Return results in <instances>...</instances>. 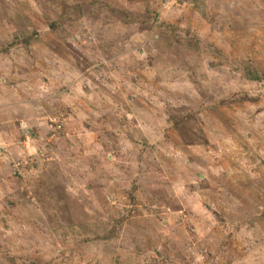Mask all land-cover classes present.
Wrapping results in <instances>:
<instances>
[{
	"label": "rangeland",
	"instance_id": "374dc122",
	"mask_svg": "<svg viewBox=\"0 0 264 264\" xmlns=\"http://www.w3.org/2000/svg\"><path fill=\"white\" fill-rule=\"evenodd\" d=\"M0 264H264V0H0Z\"/></svg>",
	"mask_w": 264,
	"mask_h": 264
},
{
	"label": "trees",
	"instance_id": "16d2710c",
	"mask_svg": "<svg viewBox=\"0 0 264 264\" xmlns=\"http://www.w3.org/2000/svg\"><path fill=\"white\" fill-rule=\"evenodd\" d=\"M22 36H26L25 42H27V43H34V42H36V38L34 36L29 35L25 31L23 33H17L15 38L16 39H20V38H22Z\"/></svg>",
	"mask_w": 264,
	"mask_h": 264
}]
</instances>
